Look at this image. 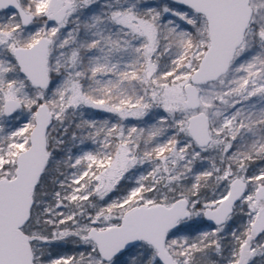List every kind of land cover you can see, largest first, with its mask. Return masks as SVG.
Returning a JSON list of instances; mask_svg holds the SVG:
<instances>
[{"label":"snow or ice","instance_id":"6c2138e0","mask_svg":"<svg viewBox=\"0 0 264 264\" xmlns=\"http://www.w3.org/2000/svg\"><path fill=\"white\" fill-rule=\"evenodd\" d=\"M0 264H264V0H0Z\"/></svg>","mask_w":264,"mask_h":264}]
</instances>
